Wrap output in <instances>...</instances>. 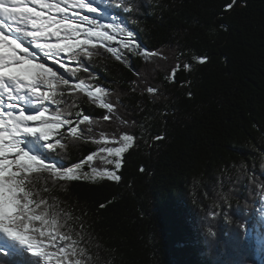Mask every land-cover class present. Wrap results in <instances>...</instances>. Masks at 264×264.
Instances as JSON below:
<instances>
[{
  "label": "trees",
  "instance_id": "1",
  "mask_svg": "<svg viewBox=\"0 0 264 264\" xmlns=\"http://www.w3.org/2000/svg\"><path fill=\"white\" fill-rule=\"evenodd\" d=\"M100 2L114 20L93 25L112 39L62 54L69 84L47 102L70 123L52 150L30 135L51 165L27 186L60 225L41 238L52 256L0 245V264H264V0ZM81 162L95 179L53 175ZM69 244L76 255L60 259Z\"/></svg>",
  "mask_w": 264,
  "mask_h": 264
},
{
  "label": "snow or ice",
  "instance_id": "2",
  "mask_svg": "<svg viewBox=\"0 0 264 264\" xmlns=\"http://www.w3.org/2000/svg\"><path fill=\"white\" fill-rule=\"evenodd\" d=\"M29 2L32 7L28 6ZM131 2L132 0H126V3ZM73 9H83L87 13L97 12L95 7L84 0H18L13 3L0 0V232L26 246L31 253L48 259L52 253L44 250L45 245L41 238L52 235L46 232L47 228L58 229L60 225L54 218L46 219L44 212L37 214L36 210L44 202L37 203L31 198L33 193L27 184L28 173L47 171L51 165L44 163L47 156L41 160L23 150L20 141L25 135L38 136L45 142L43 147L52 150L54 146L48 142L49 137L54 133L59 136L57 129L61 124H68L70 121L67 117L61 120L59 114L49 118L44 110L26 114V106L43 105L45 101L57 102L53 99L55 90L61 85L69 84L64 73L58 74L57 70V66H65V56L62 54H68L67 60H76L81 54L90 56L91 52L86 50V46L91 44L93 37L112 39L105 32L91 27L82 28V22L87 21L91 25L96 21L89 20L87 15L81 16ZM10 22H14L15 27H12ZM133 35L131 30L127 32L129 38ZM81 36L84 38L81 39ZM125 47H128V44H125ZM206 59L207 57L201 58L200 63H204ZM49 61L51 65L46 66ZM41 86H45L48 91H40ZM148 90L155 91L152 88ZM102 92L103 89H96V93ZM21 103L24 106H20ZM104 107L112 110L108 104ZM88 119V116H84L85 121ZM29 122H36V126H30ZM70 131L76 133L75 128ZM121 139L124 141L122 147L106 149L109 155L119 157L129 146L132 137L123 136ZM56 143L59 144L60 141L57 140ZM12 156L15 158L10 159ZM86 159L92 161L93 156L89 155ZM107 162L115 163L117 170L121 167L119 159ZM81 167L82 162L76 163L73 167L54 171L53 175L67 180L95 179L87 173L78 175ZM99 175L119 179V176L112 172ZM35 221H40L42 227H30ZM59 239L67 240L69 237L60 236ZM73 244L68 246L70 252L60 248V259L66 260L69 255H76L77 250ZM80 254H83L82 250ZM75 264L82 262L76 260Z\"/></svg>",
  "mask_w": 264,
  "mask_h": 264
},
{
  "label": "rangeland",
  "instance_id": "3",
  "mask_svg": "<svg viewBox=\"0 0 264 264\" xmlns=\"http://www.w3.org/2000/svg\"><path fill=\"white\" fill-rule=\"evenodd\" d=\"M100 1L101 0H84L85 3H89L91 6H93V7H95L97 9L96 13H87V11L83 10V9H73V11H78L81 16L87 15L89 17V20H92V19L105 20V21L114 20V17L111 14V11H109V9L105 5L101 4ZM69 15H71V12L69 13ZM81 27L82 28L91 27V28L94 29V25L93 24L90 25L87 21L82 22L81 23ZM81 37L83 38V36H81ZM67 63H69V62H67ZM50 65H51V61H49L46 64V66H50ZM57 68H58V66H57ZM40 91H48V89L45 86H41L40 87ZM47 102L48 101H45V103L43 105L36 104V105L26 106V107H28V111L26 112V114H35V112L37 110H44L45 111V115L53 116L52 114H50L48 112V110H46V108L48 106ZM20 106H24V105L21 103ZM18 110L19 109H17V114H18ZM29 125L30 126H36V123L29 122ZM33 143L34 142L32 140V137L30 135H25V136H23L21 138L20 146H21V148L23 150H24V148H26L25 151H29L30 154L34 155V153L32 151ZM9 158L10 159H14L15 157L12 156V157H9ZM73 166L74 165H71L70 167H73ZM83 173H87V172L80 169L79 172H78V175H81ZM0 243H2L1 245H3V246H10V245H12V243H19V242L12 240L10 237L7 236V234H5L3 232H0ZM22 246H24V245H22Z\"/></svg>",
  "mask_w": 264,
  "mask_h": 264
},
{
  "label": "water",
  "instance_id": "4",
  "mask_svg": "<svg viewBox=\"0 0 264 264\" xmlns=\"http://www.w3.org/2000/svg\"><path fill=\"white\" fill-rule=\"evenodd\" d=\"M88 92L92 93V91H89V90H88Z\"/></svg>",
  "mask_w": 264,
  "mask_h": 264
},
{
  "label": "bare ground",
  "instance_id": "5",
  "mask_svg": "<svg viewBox=\"0 0 264 264\" xmlns=\"http://www.w3.org/2000/svg\"><path fill=\"white\" fill-rule=\"evenodd\" d=\"M94 92V91H93Z\"/></svg>",
  "mask_w": 264,
  "mask_h": 264
}]
</instances>
